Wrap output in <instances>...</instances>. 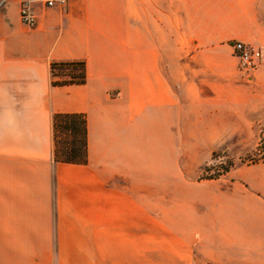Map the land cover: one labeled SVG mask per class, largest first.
Instances as JSON below:
<instances>
[{"label":"crops","instance_id":"0c3cea01","mask_svg":"<svg viewBox=\"0 0 264 264\" xmlns=\"http://www.w3.org/2000/svg\"><path fill=\"white\" fill-rule=\"evenodd\" d=\"M33 9L30 28L18 0H0V264H259L246 206L230 190L183 204L181 186L188 149L264 121V0ZM234 38L262 47L255 71ZM66 61L84 63V82H55ZM57 113L85 116L87 161L55 160Z\"/></svg>","mask_w":264,"mask_h":264},{"label":"rangeland","instance_id":"374dc122","mask_svg":"<svg viewBox=\"0 0 264 264\" xmlns=\"http://www.w3.org/2000/svg\"><path fill=\"white\" fill-rule=\"evenodd\" d=\"M234 39L229 41L231 48ZM237 76L249 83L238 70ZM259 124L256 133L232 136L223 147L209 151L188 149L187 155L183 156L181 199L183 204L212 203L211 195L215 192L230 190L225 201L246 206V239L249 242L250 237L254 238L256 241L252 243L257 245L260 238L262 251L259 264H264V121ZM222 154L226 156L225 169L217 171L220 165L213 161L216 155ZM240 189L246 190L245 196L237 197L236 193H232Z\"/></svg>","mask_w":264,"mask_h":264},{"label":"trees","instance_id":"16d2710c","mask_svg":"<svg viewBox=\"0 0 264 264\" xmlns=\"http://www.w3.org/2000/svg\"><path fill=\"white\" fill-rule=\"evenodd\" d=\"M52 73L55 76H63L62 80L55 81L56 83H80L85 80V67L81 61L53 62ZM54 139L56 161L73 163L87 161L88 129L85 116L79 113L55 114Z\"/></svg>","mask_w":264,"mask_h":264},{"label":"built area","instance_id":"2783aa9c","mask_svg":"<svg viewBox=\"0 0 264 264\" xmlns=\"http://www.w3.org/2000/svg\"><path fill=\"white\" fill-rule=\"evenodd\" d=\"M20 3V17L25 25L30 28H34L37 24V13L33 9V3L36 1H42L48 6H65L68 0H18ZM234 54L238 57L239 67L245 73L255 71L262 62L263 52L261 48L252 43L241 39H234L231 42ZM214 164L220 165L217 171H223V167L226 164V156L216 155L214 158Z\"/></svg>","mask_w":264,"mask_h":264}]
</instances>
